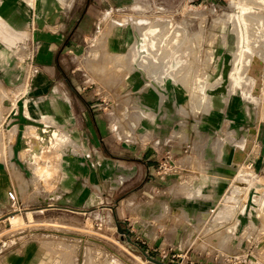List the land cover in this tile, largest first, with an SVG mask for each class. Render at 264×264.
<instances>
[{"label":"rangeland","instance_id":"374dc122","mask_svg":"<svg viewBox=\"0 0 264 264\" xmlns=\"http://www.w3.org/2000/svg\"><path fill=\"white\" fill-rule=\"evenodd\" d=\"M244 2L250 5L247 19L252 22L246 27L238 18L236 0H123L117 10L107 8L96 15V25L81 36L70 68L61 70L56 85L77 93L70 103L84 107L86 98L95 104L94 113L103 115L97 119L106 118L107 127H102L108 137L122 134L129 140L124 141L125 151L114 149L111 145L116 143L109 141L108 152L99 146L96 159L89 158L76 140L71 113L48 111L43 105L38 122L28 112L32 120L20 118L27 125L22 129L27 158L11 161L17 127L1 126L0 110V162L9 167L13 182L12 190L0 191V264L14 258L48 264H156L146 255L165 264H264V1ZM141 20L164 21L169 35L152 51L155 55L143 60L139 56L145 52L135 50ZM239 33L248 35L251 49L246 58L241 56L244 76L237 87L233 68L239 58ZM179 92L185 96L183 104ZM215 93L224 96L221 100L231 98V108L240 98L248 107L233 121L223 118L211 131L188 126L179 116L174 121L167 111L162 113L164 123L148 124L145 112L137 109L151 103L208 108ZM117 104L123 107V118L117 119ZM139 120L146 138L136 144L131 140L133 124ZM36 123L38 129L32 127ZM191 131L200 141L193 138L190 148L184 142ZM154 134L160 138L153 139ZM242 141L244 147L236 149ZM106 153L125 162L107 160ZM145 154L153 160L149 177L168 176L171 181L161 186L150 183L139 193L142 173L133 158ZM100 160L114 164L107 181L95 174ZM203 167L212 168L206 176ZM232 193L236 196L231 198ZM157 224L173 235L176 229L180 232L169 238ZM39 248L48 250L47 255L35 254Z\"/></svg>","mask_w":264,"mask_h":264},{"label":"crops","instance_id":"0c3cea01","mask_svg":"<svg viewBox=\"0 0 264 264\" xmlns=\"http://www.w3.org/2000/svg\"><path fill=\"white\" fill-rule=\"evenodd\" d=\"M122 2L123 0H86L84 3L81 0H0V110H3L4 114L1 126L6 127V129H10L13 126L17 127L15 140L10 144L11 161L20 158L19 161L21 162L24 158H27V151L24 150L25 142L22 139L24 136L22 129L27 127V125L21 124L20 118L30 119L25 114L28 112L31 117L38 118L33 120L38 122L39 116L43 112V105L48 111H69L71 113L73 116V120H71V124L73 123L71 125L72 130L78 134L76 140L81 143L84 152L90 153L89 158L96 159L99 146H104V150L108 152L109 141L116 143L115 146L111 145L114 149L125 151L124 141L129 142V140L124 138L122 134L115 138L112 136L111 138L108 137L107 131L105 130L104 132V127L105 129L107 127L106 118L105 122L103 118H101L103 121L97 119V116L103 115L98 112L94 113L95 104L86 98L84 99L85 103H83L84 107L81 104L70 103L72 95L75 96L77 93L74 92L72 94L70 87L56 85V80L58 75L61 74V70L64 72L66 68H70V59L72 58L73 51L77 50L80 44L79 39L81 36L85 38L92 27L96 25V15L101 10L107 8L117 10L122 5ZM77 9H80L78 15H76ZM67 80L69 83V79ZM170 87L169 89L172 91L173 88L172 86ZM173 94L171 93V95ZM178 94L180 104H183L182 101L185 100V96L182 92ZM220 97L224 96L215 93L211 98V103L208 108H205L203 104L193 109L188 108V105L185 108L182 105L177 108L176 104L163 105L162 103H151V105H145L147 108L138 106L137 109L138 111L145 112L144 116L148 124H150V121H153L155 126L164 123L163 117L165 115L162 113L167 111L170 116L169 118L174 121L179 116L186 123L188 122V126L195 124L197 128L201 127L203 130L208 129V131H211L210 129L219 125L223 118L234 120L235 118L233 117L238 115V111L242 114V111L247 108L241 98L240 101L236 100L235 105L231 108V98L221 100ZM116 109L118 114L117 119L123 118V107H118L117 104ZM183 112H185L184 117L182 115ZM84 113L89 114L91 122L87 120ZM231 113L233 114L231 115ZM140 120H143V117ZM140 120L138 123L133 124L135 135L134 140L131 141L136 144L146 138L144 133H142L144 128ZM32 127L38 129L39 125L36 123ZM193 133L194 131H191L190 139L188 142H184L187 145L190 144L188 146L190 148V142H192L191 140L193 138H197V143L200 141V136H196ZM151 137L153 139L160 138L156 134ZM161 141L158 140V142ZM175 143L172 148L173 153L177 152V150L175 151L177 142L175 141ZM182 145L183 142L181 149ZM169 157L173 159V155ZM209 157L212 158L213 156L211 155ZM105 158L107 160L125 162L124 158L117 157V159H114L108 153H106ZM164 158L166 159V157ZM133 159L136 161V168L140 169L142 173V182L138 188L139 193L143 192V189L150 185V183L154 186H161L171 181L168 176L159 177L156 180H152L149 177L153 174L154 167L152 165L153 160L147 154L144 156H135ZM171 159L170 163L173 168L172 161L175 159ZM107 160H104L103 163L101 160L95 163L98 166L97 168L95 165V174L99 180L107 181V174L114 171V164ZM189 168L179 169L183 171ZM191 168L198 171L202 169L195 166ZM203 169L205 173L202 172L204 173L202 175L206 176L209 173V169L212 168L203 167ZM0 170V186L2 187L0 191L3 189L6 191L12 190L13 182L9 167L6 163L0 162ZM195 172V170H192V173ZM179 182L181 183L182 181L179 180ZM163 211L161 209V213H165V209ZM141 212H144V210ZM157 226L159 227V224ZM161 231H167V228L164 227ZM167 232L169 238L174 239L178 236L180 229H176L174 235L172 232ZM173 232H175V229H173ZM39 249V252H29L27 255H32L33 253L47 255L48 250L44 248ZM8 264L48 263L41 262L36 258H14ZM74 264L82 263L76 262Z\"/></svg>","mask_w":264,"mask_h":264},{"label":"bare ground","instance_id":"6f19581e","mask_svg":"<svg viewBox=\"0 0 264 264\" xmlns=\"http://www.w3.org/2000/svg\"><path fill=\"white\" fill-rule=\"evenodd\" d=\"M258 1V0H257ZM261 1V0H260ZM262 1H264V0H262ZM253 3V2H252ZM263 3V2H262ZM261 3V4H262ZM250 4H251V2H250ZM236 7H238V10L240 9V11H238V12H241V14L239 15V13H238V18H239V16H240V18H241V20H243L244 21V26L245 25H247V22L249 21H251L250 19H247L248 17H249V13H250V5H246L245 4V2H244V0H236ZM255 5V4H254ZM257 5V4H256ZM258 6V5H257ZM235 15V14H234ZM252 15V14H251ZM236 16H237V14H236ZM236 16H232L233 18H235ZM257 16V15H256ZM260 16V15H259ZM258 16V17H259ZM247 19V21H246V19ZM216 19V18H215ZM256 19V18H255ZM235 20H237V19H235ZM240 20V19H239ZM254 20V19H253ZM122 21V20H121ZM164 21H161V20H149V21H147V20H141V21H139V24H140V32H141V35H140V42L137 44V46L135 47V50H136V52H145L144 54H142V56H139L140 58H141V60H143V56H151V54H153L154 52H152V51H154V49L156 50L157 48V45H160L161 43L163 44L164 42L163 41H165L167 38H168V36L169 35H167V33H166V31L167 30H165L168 26H165L164 24H165V22L163 23ZM166 22H168V21H166ZM257 22V21H256ZM172 23V22H171ZM241 23H242V21H241ZM250 23H252V22H250ZM139 24L137 23V27H139ZM243 24V23H242ZM167 25V24H166ZM250 25V24H249ZM249 25H247V26H249ZM263 25V24H262ZM174 26H176V25H173V27ZM182 26V25H181ZM181 26H180V28H181ZM186 26V25H185ZM172 27V28H173ZM178 27V26H177ZM183 28H184V26H182ZM246 27V26H245ZM258 27V26H257ZM262 27V26H261ZM248 28V27H247ZM260 29V28H259ZM263 29V28H262ZM174 30V29H173ZM176 30V29H175ZM174 30V31H175ZM181 30H183V29H181ZM231 30V29H230ZM246 30V29H245ZM236 31V30H235ZM247 31V30H246ZM183 32V31H182ZM138 33V32H137ZM169 33V32H168ZM196 33V32H195ZM101 34V33H100ZM189 35V34H188ZM214 35V34H213ZM239 36H238V40H237V46H238V50H237V53L239 54V58H237L236 59V57H235V61H234V63H235V66H234V70H233V72L234 71H236L237 72V74L234 72V74H233V83L234 84H237L236 86L238 87L239 85V80L244 76H242V71H243V67L241 68L240 67V65L242 64V63H244L243 61V59L241 58V56L242 57H245V56H247V55H249V54H245V53H247V52H249L250 53V47H249V45H248V42L247 41H249V40H247V38H249L248 37V35H247V37L245 36V35H243V33H239L238 34ZM264 35V34H263ZM138 37H139V35H137ZM174 36V35H173ZM185 36V35H184ZM251 36V35H250ZM195 38V37H194ZM251 38V37H250ZM252 39V38H251ZM178 40V39H177ZM191 40V39H190ZM247 40V41H246ZM185 41V40H184ZM243 41L245 42V44H243ZM258 43V42H257ZM193 44V43H192ZM134 45V44H133ZM164 45V44H163ZM169 45H170V43H169ZM162 46V45H161ZM134 52V51H133ZM132 54V53H131ZM136 54V53H135ZM134 54V55H135ZM238 54H237V56H238ZM243 54V55H242ZM122 55V54H121ZM130 55V54H129ZM134 55H133V57H134ZM141 55V54H140ZM153 55H155V54H153ZM245 55V56H244ZM253 55V54H252ZM113 56V55H112ZM123 57V56H122ZM122 57H120V58H122ZM135 58H136V56H135ZM148 58V57H147ZM166 58V57H165ZM246 58V57H245ZM131 59V58H130ZM157 59V58H156ZM251 59V58H250ZM135 60H137V58L135 59ZM139 60V59H138ZM153 60V59H152ZM253 60V59H252ZM109 61V60H108ZM140 61V60H139ZM147 61V60H146ZM107 62V61H106ZM149 62V61H148ZM251 62V61H250ZM147 63V62H146ZM158 63V62H157ZM233 63V64H234ZM148 64V63H147ZM248 64V63H247ZM163 67H165V66H163ZM167 68V67H166ZM242 69V70H241ZM246 69V68H245ZM232 70V69H231ZM166 71V70H165ZM160 72V71H159ZM170 73H171V71H170ZM244 73V72H243ZM160 74V73H159ZM229 75V74H228ZM167 76V75H166ZM232 77V76H231ZM245 78V77H244ZM158 79V78H157ZM232 79V78H231ZM230 79V81L232 82V80ZM246 80V79H245ZM249 80V79H248ZM246 83V82H245ZM165 84V83H164ZM241 84H242V82H241ZM200 85V84H199ZM240 87V86H239ZM194 88V87H193ZM200 96V95H199ZM202 96V95H201ZM199 101V100H198ZM47 119V118H46ZM49 122H51V121H49ZM56 130V129H55ZM52 131V130H51ZM59 131V130H58ZM60 134V133H59ZM58 134V132H57V137H60V136H58L59 135ZM61 135V134H60ZM64 135V134H63ZM56 136V135H55ZM11 137V136H10ZM65 137V136H64ZM53 139H55V138H53ZM56 139H58V138H56ZM55 139V140H56ZM65 139V138H64ZM59 140H62V139H59ZM58 140V141H59ZM57 141V140H56ZM57 141V142H58ZM51 142H52V139H51ZM55 142V141H54ZM238 146L236 147V149H241V148H243L244 147V141H242L240 144L238 143L237 144ZM176 163V162H175ZM177 164H178V162H177ZM180 165V164H179ZM235 180V179H234ZM232 182V181H231ZM236 183H238V181H235ZM235 184V183H234ZM239 184H241V183H239ZM236 185V184H235ZM233 190V192L234 193H236L237 195L239 194L237 191H236V189H232ZM234 193H232L231 194V198L232 197H235L236 196V194H234ZM7 195H8V193H7ZM9 196V195H8ZM228 197H229V195H228ZM232 200V199H231ZM164 206V205H163ZM163 207H162V212H164L163 211ZM218 215H220V214H218ZM215 254V253H214Z\"/></svg>","mask_w":264,"mask_h":264},{"label":"water","instance_id":"95a60500","mask_svg":"<svg viewBox=\"0 0 264 264\" xmlns=\"http://www.w3.org/2000/svg\"><path fill=\"white\" fill-rule=\"evenodd\" d=\"M128 232H129L128 228H125L124 233H125V235H126V237H127V240H128V241H131V240H130V237H129V235H128ZM146 256H147V258H149L152 262H154V263H156V264H165V263L160 262V261H158L157 259H155V258H153V257H151V256H149V255H146Z\"/></svg>","mask_w":264,"mask_h":264},{"label":"built area","instance_id":"2783aa9c","mask_svg":"<svg viewBox=\"0 0 264 264\" xmlns=\"http://www.w3.org/2000/svg\"><path fill=\"white\" fill-rule=\"evenodd\" d=\"M244 97H245V96H244ZM244 97H243V98H244ZM246 99H247L248 101H247ZM245 100H246L248 103H250L251 105L257 104V102H255L254 100H250L249 98H245ZM245 100H244V101H245ZM246 106L248 107V105H246ZM8 195H9V198H10L11 200H14V199H15L13 192H9Z\"/></svg>","mask_w":264,"mask_h":264}]
</instances>
